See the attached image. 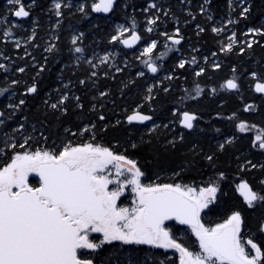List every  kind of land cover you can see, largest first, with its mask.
<instances>
[{
	"label": "trees",
	"instance_id": "1",
	"mask_svg": "<svg viewBox=\"0 0 264 264\" xmlns=\"http://www.w3.org/2000/svg\"><path fill=\"white\" fill-rule=\"evenodd\" d=\"M50 1L36 0L26 20L27 23L31 17L37 20L34 40H28V27L23 33L20 29L10 28L11 33L24 43L19 48H14L13 42L2 38L3 30L8 29L3 25L0 27V64L5 65V68L0 69V88L8 89L0 95V110L5 113V125L0 126V148H3L5 132L13 136L17 143H23L31 135L33 139L29 142L30 150L51 148L54 145L59 148L62 141H71L73 144L91 142L136 160L145 174L141 178L145 184L181 183L195 186L203 180L215 179L223 171L227 179L220 181V184L227 195L218 202V207L202 213L204 223L206 226H214L223 222L232 211L240 209L246 218L245 237H253L264 247V234L257 232L259 224L264 221V208L248 209L243 197L236 191V185L241 180H247L254 189L264 191L259 184L264 179V170L259 167L264 164V150L253 147L255 138L258 135L264 136V94L254 91L256 81L248 74L257 71L262 77L261 82H264V37L255 36L257 43L251 49L246 45L239 46L238 43L233 45L230 53L220 51L225 45V35L214 33L212 24L215 19L226 15L228 0H210L206 7L207 14L200 11L203 0H185L184 3L181 0H158L164 3L157 23L151 25L154 29L151 33L145 30L149 14L144 11L150 0H117L114 9L105 15L91 10L95 0H83L87 15L77 8H63L60 24L54 30L51 28L55 22H52L48 12ZM30 3L31 0H25L26 5ZM1 6L2 1L0 18L8 15V21L10 14ZM246 6L251 9L247 18L240 17L239 10L235 13L237 22L232 25L235 33L264 25V0H247ZM164 12L168 15H164ZM208 15L213 18L211 22ZM119 24L131 30L134 27L140 34L138 47L130 49L121 42L111 41V37L116 34L115 27ZM196 25L205 31L197 35ZM46 26L47 32L58 36V40H49L44 36ZM176 27L181 29L184 37L181 44L162 47L161 44L167 43L162 33L170 35ZM76 32L84 35L82 41L73 46L71 38ZM149 37L159 42L153 55L167 52L166 56L156 61L159 69L157 73L148 71L143 63L146 57L139 53V47ZM53 43L56 45L55 50L46 52L45 49ZM76 46L84 48L82 60L72 55V49ZM241 47L245 48L243 53L240 52ZM169 48L171 51H168ZM102 49L115 50L117 57L111 64H101L95 69L86 60L92 57V52ZM213 53L216 55L213 56ZM192 57L196 58V63L187 64L184 69L176 67L181 59L190 61ZM214 63H220L221 68L214 69ZM37 65H45V70L37 77L38 93L24 95L26 87L33 83V77L39 71ZM19 67H24L26 71H16ZM233 67L237 69L235 74ZM116 68L121 71L117 72ZM200 68L206 71L204 75L196 77L195 72ZM93 71L97 73L95 77L91 76ZM141 71L145 73L143 77L137 75ZM233 75L238 78L239 90L221 89L220 85ZM168 76L173 78L167 79ZM81 79L85 80L84 85L79 84ZM12 80H18L19 84L11 86ZM66 84L69 85L68 89L64 88ZM196 84L204 89V93L193 100L189 94L195 96ZM149 86H154L151 95L155 99L151 101L145 99L149 95ZM212 88L217 89L215 94ZM64 91H68L70 97L79 96L83 109L76 107V102L70 100L66 102L69 108L67 115H61L44 104L45 99L56 102ZM100 92H106L107 96L100 97ZM19 99H25L26 104L12 119H7L12 115V110L6 105L18 103ZM246 104L255 105V109L244 112ZM138 105H142V108L138 109ZM176 107L195 112L199 116L194 129L188 130L179 124V116L172 114ZM135 110L151 115L153 119L144 123H129L127 116ZM233 113H236L237 118L228 119ZM100 115L105 117L103 121L99 119ZM24 117H27V121ZM240 121L248 125L243 132L236 127ZM20 123L25 124L24 130L12 132L11 129ZM93 124L95 128L92 131H82ZM151 124L155 126L150 128ZM66 128L70 132H65ZM181 135L184 136L183 141L180 140ZM42 136H46L47 141ZM226 138H233L234 142L226 145V150L219 151L218 145ZM173 140L176 142L175 147L169 144ZM256 143L258 145L259 142ZM193 145H196L195 150ZM15 151L21 149L17 147ZM12 154V149L0 154V167ZM206 155H214L212 166L205 159ZM247 161L258 167L251 169ZM29 183L39 186L36 177H30ZM127 197L123 196L118 204L128 205L125 200ZM165 223L185 246L192 251H199L190 228L175 221ZM82 258H95L96 264H128L129 260L134 264H159L161 260L165 264H178V256L172 249L154 248L151 245H121L119 242L106 246L99 254L92 253Z\"/></svg>",
	"mask_w": 264,
	"mask_h": 264
},
{
	"label": "snow or ice",
	"instance_id": "2",
	"mask_svg": "<svg viewBox=\"0 0 264 264\" xmlns=\"http://www.w3.org/2000/svg\"><path fill=\"white\" fill-rule=\"evenodd\" d=\"M117 0H98L91 4V10L97 13H109L114 9ZM185 0H181L184 3ZM206 3L210 0H205ZM239 5H246L247 0H235ZM10 6L8 12L17 18H27L31 14V8L35 6L36 0L26 5L25 0H6ZM229 7H233L234 0H228ZM63 0H51V9L56 17L63 16V8H69ZM155 9L162 11L160 6L152 0L144 9L148 12ZM78 11L87 15L86 5L81 4ZM201 12L204 8L201 7ZM251 11L249 6H243L239 16L247 18ZM191 14V13H189ZM164 15H168L164 12ZM6 19V18H4ZM159 16L149 18L148 25H155ZM193 19L195 17L193 16ZM211 20L212 17L208 16ZM35 23V21H34ZM234 23V21H229ZM60 20H57V25ZM135 26V21H133ZM197 35L203 33L205 29L196 25ZM224 29L213 27L214 33L222 32ZM153 27H148L147 32H153ZM128 28L120 27L118 34L111 37V41L122 42L124 45L131 46L141 40V36L133 30L130 38L123 39ZM264 37V25L259 28L250 27L245 35ZM5 37L11 35V29L3 32ZM83 33L73 35L71 44L77 45L83 39ZM166 41H172L173 45L181 44L184 37L181 29L176 27L174 32L169 35L162 33ZM36 37L35 29L32 31L28 40ZM54 39L58 40L56 36ZM229 42L220 48L221 52L230 53L236 43V34L228 37ZM158 40L148 38L146 46L143 47L141 56L144 65L151 73L158 72V65L153 60V54L158 48ZM256 40H248L246 47L251 49ZM15 46L20 47V42L16 41ZM167 48V44L165 43ZM56 45H49L45 51L53 52ZM75 53H82L84 49L76 46L72 49ZM168 51H171L169 48ZM245 48L241 47L243 53ZM2 55V53H0ZM167 52H161L156 60L166 56ZM213 56L216 53L212 54ZM139 58V57H138ZM83 57H77V60ZM110 59L109 55L100 58V63H106ZM47 61V58H45ZM207 60V57H205ZM93 68L96 67L91 60L88 61ZM196 63V58L189 60L181 59L176 65L177 68L184 69L187 64ZM39 71L33 77V83L26 87L24 95L37 94V77L45 70V65H37ZM212 67L216 70L221 68L220 63H214ZM5 68L0 64V69ZM16 71L24 73L26 69L19 67ZM120 72V68H116ZM206 69L200 68L195 72L196 77L204 75ZM235 74L237 69L233 67ZM256 81L254 91L264 94V82H261V75L257 71L248 73ZM97 73L93 71L92 77ZM143 77V71L137 73ZM168 76L167 79H172ZM18 80H12L11 86L18 85ZM79 84L84 85L85 80H79ZM69 85H64L68 89ZM154 86H150L147 91L149 95L145 98L148 101L155 99L151 95ZM221 89L239 90L238 78L233 75L220 85ZM7 88H0V95L7 92ZM60 92V89L56 90ZM168 91L167 88L164 89ZM187 92V89H185ZM195 96L189 94L191 99H196L204 93V89L199 84L195 85ZM215 94L217 89L212 88ZM13 95L15 93L13 92ZM107 96L106 92H100V97ZM74 100L76 107L83 109L79 96L70 97L68 91L62 92L56 102L45 99L44 104L61 115H67L69 108L66 102ZM26 104L25 99H19L18 103L7 104L6 107L12 110V115L7 119H12L17 111ZM138 109L142 105L137 106ZM95 108V105H93ZM255 105L246 104L244 112H251ZM172 114L179 116V124L185 129L192 130L195 122L200 118L195 112L181 110L179 107L173 109ZM46 115V113H45ZM219 115V114H217ZM233 113L228 119H235ZM103 121L105 117L99 116ZM151 115L144 114L142 111L135 110L127 116L129 123L133 121L145 122L152 120ZM27 121V117H24ZM119 123V121L117 122ZM5 125V113L0 110V126ZM167 127V125H165ZM241 132L248 128L244 121L236 125ZM254 127V125H253ZM25 124L20 123L12 128V132L24 130ZM95 125L84 128L83 132L92 131ZM154 130V129H152ZM35 131V126H33ZM219 131V129H217ZM70 132V129H65ZM75 135V133H72ZM42 138L47 141L46 136ZM33 139L31 135L17 143L13 136L7 132L3 134V148L0 154H4L7 149H12L13 154L7 162L0 167V264H96L95 258H82L90 256L92 253H101L106 246L114 245L119 242L121 245H151L154 248L174 249L179 253V264H264V247L256 242L253 237H245L246 218L240 209L234 210L221 223L214 226H206L203 221L202 213L218 207V202L227 195L221 188L220 181L226 180L223 171L219 172L215 179L201 181L200 184L189 186L181 183H142L141 178L145 175L138 163L124 154L114 152L109 147H104L95 143L73 144L71 141L64 143L57 148L41 147L30 150L29 142ZM94 139V135H93ZM184 136H180L183 141ZM258 141V145L256 143ZM233 138H226L223 143L218 145L219 151L226 150V145L232 144ZM175 140L169 141L175 147ZM19 147L21 151H15ZM136 147L135 144L132 145ZM253 147L264 150V136H257L253 141ZM196 145H193L195 150ZM214 155H206L205 159L212 166ZM251 169H256L257 164L251 161L246 162ZM264 170V164L259 165ZM115 171L112 172L111 169ZM244 166H241V171ZM38 176V185L33 186L29 183V175ZM176 175H179L177 173ZM261 189H264V179L259 181ZM112 186V187H110ZM130 189L132 201L130 206L118 204L125 192ZM236 191L243 197L246 207L250 210L264 208V191L254 189L247 181L241 180L236 185ZM175 221L179 225H186L190 228L192 235L196 238L199 251L190 250L180 238L176 236L165 222ZM257 232L264 234V221H261ZM93 234H101L99 238ZM128 264H134L132 260ZM165 264V261H159Z\"/></svg>",
	"mask_w": 264,
	"mask_h": 264
},
{
	"label": "rangeland",
	"instance_id": "3",
	"mask_svg": "<svg viewBox=\"0 0 264 264\" xmlns=\"http://www.w3.org/2000/svg\"><path fill=\"white\" fill-rule=\"evenodd\" d=\"M95 2H98V0H95ZM152 2V0H150V2L149 3H151ZM155 2L160 6V8L162 9V4L164 3V2H160L159 3V1L158 0H155ZM148 3V4H149ZM206 2H205V0H203L202 1V4H201V6H200V8L201 7H203L204 8V13L206 12V14H207V12H208V9L206 8ZM247 4V3H246ZM243 6H246V5H239V4H237L236 2H235V0H234V3H233V7L232 8H230L229 7V3L227 4V13H226V15H224L223 17H220L219 19H215L214 20V23L212 24L213 26H212V28L213 27H216V28H222V29H224L222 32H219V33H217V34H221V35H225V37H224V43H225V45L229 42V40H228V37L229 36H231L233 33H235V28H233L232 27V25L236 22V19L235 18H233L232 16V14H233V12H235L236 10H239V12L241 11V8L243 7ZM166 11V10H165ZM231 11V12H230ZM146 13H148L149 15H148V17L146 18V24H145V30L147 31V28L148 27H151V25H148V23H147V21H148V19L149 18H155V17H157L158 16V14H159V12H157L155 9H150L148 12H146ZM208 16H211V15H208ZM208 16H207V18H208ZM213 19V18H212ZM211 19V20H212ZM211 20H209V22H211ZM234 21V23H229V21ZM4 27H6L7 29H10L11 27H20V25H18L17 24V22H12L11 24L10 23H7V22H5L4 23V25H3ZM121 26H123L124 28H128L129 29V32H125L124 33V35H123V37H121V39H124L125 37H127L129 34H130V32L132 31L129 27H126L125 25H116V27H115V32H116V34L115 35H117L118 34V31H119V29H120V27ZM21 28V27H20ZM22 30H24V27H22L21 28ZM248 30V29H247ZM247 30L246 31H243V32H240V33H235L236 34V43L234 44V45H238V43H239V46H242V45H246V42L248 41V40H253L254 39V37L255 36H252L251 34H248V35H245L246 33H247ZM5 31V29L3 30V32ZM51 36H52V34L51 33H49ZM80 33H78V32H76L75 34H73V35H79ZM47 35V34H46ZM54 37V36H53ZM239 39H240V41H239ZM7 40H9L10 42H13V44H14V48L16 47L15 46V44H16V41H19L20 42V46H22L24 43L19 39V37H12V36H9V39H7ZM147 43V42H146ZM146 43L145 44H143L140 48H139V53L141 54V52H142V49H143V47H145L146 46ZM167 44V46L168 47H170L171 46V44L169 43V42H167L166 43ZM161 46L162 47H165V43L164 44H161ZM84 49V48H83ZM162 52V51H161ZM159 54H160V52L159 53H157L156 55H153V60H155V62L157 61L156 60V57L157 56H159ZM72 55H73V57L74 58H76L77 59V57H84V55L82 54V53H75L74 51H73V53H72ZM104 55H109L110 56V59L106 62V63H103V64H111L113 61H114V59L117 57V52L115 51V50H113V49H107V50H95L94 52H92V54H91V58H88L89 60H91L92 61V63L93 64H95L96 65V67H98L99 65H101L102 63H100V58H102ZM80 60H82V59H80ZM89 60H86L87 61V63H88V61ZM96 67H95V69H96ZM150 87V86H149ZM148 87V88H149ZM155 125L154 124H151V126H150V128H153ZM111 171L112 172H114L115 171V169L114 168H112L111 169ZM30 177H36V174H30L29 175V178ZM37 178V177H36ZM110 187H112V186H110ZM124 196H128L127 197V199H125L126 200V202H128V205H126V206H130V204H131V201H132V193H131V191H130V189H128L126 192H125V195ZM121 199H122V197H121ZM120 199V200H121ZM118 203H119V201H118ZM188 227V226H187ZM100 235L101 234H93V236H99L100 237ZM174 252H176V254H177V256H178V264H179V253L176 251V250H174V249H172Z\"/></svg>",
	"mask_w": 264,
	"mask_h": 264
},
{
	"label": "flooded vegetation",
	"instance_id": "4",
	"mask_svg": "<svg viewBox=\"0 0 264 264\" xmlns=\"http://www.w3.org/2000/svg\"><path fill=\"white\" fill-rule=\"evenodd\" d=\"M0 1H2V8H4L6 11H7V13H9L8 12V9L10 8V6L6 3V0H0ZM63 2L65 3V4H69L70 5V7L69 8H77L78 9V7H79V5H81V4H84V2H83V0H63ZM49 10H48V12H49V14H50V16H51V19H52V22H55L54 23V25L52 26V28H51V30H54V27L57 25V20L59 19V20H61V17L60 18H58V17H56L55 16V14H54V11L53 10H50L51 9V1H50V4H49ZM231 12V11H230ZM236 12H238V10H236L235 12H233V18H235L236 19V17H235V13ZM95 13H97V12H95ZM99 14H103V15H105V14H107V13H102V12H100ZM7 17H8V15L7 16H4V17H2V18H0V27H1V25H4V23L5 22H7V23H12V22H17V24L18 25H20V27L22 28V27H24V30H22L20 27H12V28H16V29H20L21 31H22V33L23 32H25L26 31V28L28 27V29H29V36L31 35V33H32V31L34 30V29H36L37 27H36V23H37V20L35 19V17H31V21L29 22V23H27L26 22V20L29 18V17H27V18H17V17H14V16H11L10 15V18H9V20L7 21L6 19H7ZM4 18H6V19H4ZM34 21H35V23H34ZM236 22H237V19H236ZM235 22V23H236ZM234 23V24H235ZM233 24V25H234ZM137 32V31H136ZM174 32V31H173ZM172 32V33H173ZM49 33H51V32H47V26H46V33L44 34V36H46L49 40L50 39H54L55 38V36L52 34V36L49 34ZM47 34V35H46ZM139 34V33H138ZM140 35V34H139ZM171 35V34H170ZM54 36V37H53ZM130 36V34L127 36V37H129ZM127 37H125L124 39H126ZM2 38H6V39H9V37H5L4 35H3V37ZM20 39V38H19ZM123 39H121V41H122ZM9 41V40H8ZM167 42H169L170 44H172V41H170V40H168ZM139 43H140V41H139ZM139 43L137 44V45H135L134 47H132V48H130V49H133V48H136V47H138V45H139ZM140 48V47H139Z\"/></svg>",
	"mask_w": 264,
	"mask_h": 264
},
{
	"label": "water",
	"instance_id": "5",
	"mask_svg": "<svg viewBox=\"0 0 264 264\" xmlns=\"http://www.w3.org/2000/svg\"><path fill=\"white\" fill-rule=\"evenodd\" d=\"M103 13V12H102ZM137 34H138V32H136ZM139 35V34H138ZM128 38H130V36L129 37H127L126 39H128ZM122 43V42H121ZM139 43V41H137V43L136 44H134V45H131V46H127V45H124V46H126L127 48H132V47H134L135 45H137ZM123 44V43H122ZM256 83V82H255ZM255 83H254V85H255ZM135 122H139V121H135ZM139 123H144V122H139ZM37 178H38V176H36ZM38 180H39V178H38ZM167 222V221H166ZM186 226V225H185Z\"/></svg>",
	"mask_w": 264,
	"mask_h": 264
},
{
	"label": "bare ground",
	"instance_id": "6",
	"mask_svg": "<svg viewBox=\"0 0 264 264\" xmlns=\"http://www.w3.org/2000/svg\"><path fill=\"white\" fill-rule=\"evenodd\" d=\"M208 4V3H207ZM207 4H206V7H207ZM213 26V25H212ZM10 36H12V37H15L12 33H11V35ZM245 239L246 238H248V237H244Z\"/></svg>",
	"mask_w": 264,
	"mask_h": 264
}]
</instances>
